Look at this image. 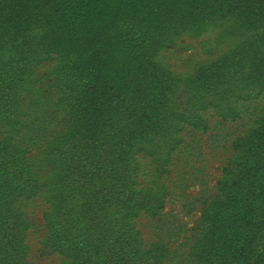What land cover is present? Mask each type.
<instances>
[{
    "label": "rangeland",
    "instance_id": "1",
    "mask_svg": "<svg viewBox=\"0 0 264 264\" xmlns=\"http://www.w3.org/2000/svg\"><path fill=\"white\" fill-rule=\"evenodd\" d=\"M177 2L172 12L168 10L171 14L167 21L163 18L154 28L143 27L147 33L146 43L128 46L119 38L116 29L98 37L102 57L106 49H111L108 52L111 64L107 65L110 80H114L113 76L128 79L130 73L133 75L131 80L151 86L156 95L147 108L132 106L119 111L123 121H168L175 133L180 127L176 136L181 137L182 142L175 151L170 172L164 177L169 190L166 198L157 207L140 204L126 213L133 229L129 235L130 243L139 245L144 253L137 264H155L152 250L156 245L163 248L159 254L165 257L167 264H195L193 249L210 245L206 247L207 252L216 257V246L225 244V239L230 241L233 236L242 235L238 231H243L244 235L245 231L253 229L261 236L264 230L261 223L264 219V187L260 184L264 180V171L256 178L258 189L248 187V193L233 197L231 207H226L228 199L220 191L221 182L225 180L222 170L233 154L234 140L257 129L260 121L264 123L263 80L237 74L226 82L229 88H224V83L223 89L210 90L224 80L217 78L216 68L228 57L229 63L236 50L246 49L255 33L246 21L249 20L247 13L225 18L207 13L199 17L198 9L191 8V2ZM109 4L112 5L111 0ZM101 6L98 2L89 4L90 12L96 18L101 16ZM53 8L49 16L44 14L42 19L31 20L39 8L27 6L17 12L5 3L0 4V111L9 115L6 118L0 114V126L2 121H33V129L37 130L44 121L73 119L64 103L66 82L61 80L69 70L60 56L76 50L86 53L84 44L89 38L81 39L78 26L72 28L78 14L66 0L62 3L54 1ZM106 16L104 11L102 17ZM137 33L132 29L125 34L132 39ZM256 41L255 46H261L264 36H258ZM107 57L106 54L102 59ZM97 64L100 69L101 64ZM125 84L124 80L122 86ZM10 87L14 92L8 89ZM10 94L19 102L14 112L10 108L13 101ZM198 120L207 121L206 130L182 125L185 121ZM0 132L6 130L0 129ZM145 132H134L133 149L152 148L149 136L158 134L153 131L143 136ZM255 144L264 148V138L256 140ZM38 150L34 147L31 159L38 158ZM230 184L234 182L230 181ZM0 199L3 198L0 196ZM216 200L220 202L218 206L224 204L223 207L239 211L236 218L226 219L225 226L218 222L224 217L216 215L220 212L217 206L213 207ZM20 204L17 202L13 207L24 208L27 215L23 225L18 227L24 241L20 247L16 248L13 243L11 246L13 227L18 223L4 224V233L9 232L4 241L9 242L7 251L0 254V264H15L9 262L12 257L15 260L16 252L20 253L16 264H136V258L120 256V259L117 255L122 230H87L79 220L46 216L50 204L43 199V194L25 202L24 206ZM204 211L211 214L209 221L202 215ZM215 218L220 228L214 227ZM205 226L211 229H204ZM261 238L264 253V236ZM229 243L227 248L231 252L234 248ZM199 258L200 253L198 263ZM239 259L238 263H245Z\"/></svg>",
    "mask_w": 264,
    "mask_h": 264
},
{
    "label": "trees",
    "instance_id": "2",
    "mask_svg": "<svg viewBox=\"0 0 264 264\" xmlns=\"http://www.w3.org/2000/svg\"><path fill=\"white\" fill-rule=\"evenodd\" d=\"M54 1L63 0H0L6 7L20 12L25 7H37L38 14L31 20L42 19L54 11ZM66 0L74 7L77 13L72 28L78 26L79 37L87 39V52L81 50L67 52L60 56L69 72L63 75L64 103L73 119L71 121H44L39 129L34 130L32 121H2L0 126V254L7 251V242L4 241L9 232L4 233L5 226L11 221L18 225L13 227V245L16 248L24 241L18 227L23 225L27 218L24 208L15 209L13 206L20 202L23 206L30 199L43 194V199L50 204L46 216L54 219L65 216L68 219L79 220L84 229L99 228L111 229L115 232L122 230L118 240V257L121 259L136 258V264L144 254L143 251L129 240L130 231H133L131 219L126 213L132 208L143 204L147 207L162 204L168 194V186L164 177L169 173V167L175 160V151L180 146L181 137L179 128L175 133L174 127L168 121H123L118 115L124 108L137 106L147 108L154 102L155 92L148 85L127 78L113 76L110 80L107 65L111 49H106L103 57L100 52L99 36L110 34L116 29L120 39H124L128 46L135 43H146L147 33L144 28L151 29L157 26L161 19L168 20L169 11L178 4L177 0ZM164 1V4L161 3ZM191 2V8L198 9V16L207 13L220 17H235L247 13L246 20L253 29L251 42L243 51L236 50L234 57L227 63L226 60L216 68L215 75L224 80L210 90L216 92L223 89V84L237 74H247L254 78L260 77L264 84V41L261 46H255L258 36H264V0H179ZM102 4L101 16L96 18L90 12L89 4ZM52 3V4H51ZM110 6V8H109ZM109 9V10H108ZM169 10V11H168ZM107 13L102 17L103 12ZM103 22L102 24H100ZM102 25V26H99ZM137 30V36L127 38L126 32ZM86 54V55H85ZM107 54V58L103 60ZM86 56V59L84 57ZM102 57V58H101ZM97 62L101 64L100 69ZM124 80L126 84L122 86ZM61 87V86H59ZM230 86L226 83L224 88ZM11 92L12 88H8ZM17 91V90H15ZM8 95V93L6 92ZM12 112L18 108L19 102L10 94ZM1 100V97H0ZM2 104H0V108ZM10 113V112H9ZM111 113L109 117L105 116ZM9 118L8 113H3ZM194 129L206 130L207 121H185ZM260 121L258 128L249 132L245 137L236 138L232 149L233 154L222 170L225 180L221 182V192L228 199L226 207H231L233 197L250 190H257L259 182L256 178L264 171V148L257 147L256 140L264 138V123ZM141 129V130H140ZM160 130V134H159ZM136 131H147V136L153 131L152 148L133 149L132 144ZM161 133H164L162 136ZM36 134V135H35ZM172 134V136H169ZM35 135L34 137H32ZM158 139L155 142V139ZM32 139V140H31ZM28 140V141H27ZM249 140V141H248ZM40 151L36 159H31L34 147ZM137 150V151H136ZM31 157V158H30ZM233 181V185L229 182ZM264 187V180L260 183ZM247 195H245L244 199ZM4 202V203H3ZM219 213L224 217L218 222L225 226L226 219L236 218L239 211L223 207L218 200L214 201ZM20 204V205H21ZM211 211V209H210ZM214 211H212L213 213ZM210 220L211 214L202 213ZM216 218L214 227L220 228ZM128 223V225L126 224ZM264 229V219L261 220ZM211 227V225H210ZM209 227H204L208 229ZM211 229V228H209ZM240 236L225 239V244H218L215 249L216 257L210 256L207 248H196L192 252L195 264H264V253L261 251V236L251 229L243 231ZM224 235H227L224 233ZM228 242L234 248L229 252ZM207 240H205V245ZM58 250L64 253L62 247ZM163 249L156 245L152 250L155 253V264H167L165 257L159 254ZM14 252L15 250H11ZM148 252V251H147ZM146 253V252H145ZM198 253H200L198 263ZM120 254V255H119ZM20 253L16 252L15 260L12 257L9 263L19 261ZM121 256V257H120ZM122 259V260H123ZM108 260V257H107Z\"/></svg>",
    "mask_w": 264,
    "mask_h": 264
}]
</instances>
